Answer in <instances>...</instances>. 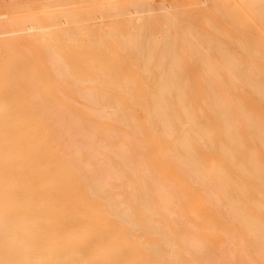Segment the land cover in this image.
<instances>
[{
    "label": "bare ground",
    "instance_id": "6f19581e",
    "mask_svg": "<svg viewBox=\"0 0 264 264\" xmlns=\"http://www.w3.org/2000/svg\"><path fill=\"white\" fill-rule=\"evenodd\" d=\"M58 1L0 0V264H264V0Z\"/></svg>",
    "mask_w": 264,
    "mask_h": 264
},
{
    "label": "rangeland",
    "instance_id": "374dc122",
    "mask_svg": "<svg viewBox=\"0 0 264 264\" xmlns=\"http://www.w3.org/2000/svg\"><path fill=\"white\" fill-rule=\"evenodd\" d=\"M76 0H59L58 1V6L60 5V4H64V6H61L62 8H64V9H67V7H69V9H83L84 7L85 8H87V7H91V6H97V5H100V2L102 1L103 3H101V4H107L108 2H110L111 1V3L110 4H117V3H121L122 1L123 2H127V1H130V0H122V1H112V0H97L96 2H94V3H98L97 5L96 4H94V3H92V2H90L89 0V5L87 4L88 2L86 1V2H84V3H82L80 0H77L78 2L80 1V4L78 3V4H74V2H75ZM104 1H105V3H104ZM108 1V2H107ZM154 1V2H153ZM72 2H73V5H72ZM107 2V3H106ZM122 2V3H123ZM148 2H151L150 0H148ZM152 2L154 3L153 4V7L155 6V2H157V0L155 1V0H152ZM199 2V1H198ZM92 3V4H91ZM34 4V3H33ZM32 4V8H31V4L29 5L30 7V10L32 9H34V12L36 13L37 12V10H35L36 9V7L38 6L37 5V3L36 4H34L33 5ZM68 4V5H67ZM83 4H85L84 6H83ZM91 4V5H90ZM152 4V3H151ZM35 5H37V6H35ZM79 5V6H78ZM198 5H200V4H198ZM203 5V4H202ZM196 6V5H192L191 6V8H189V6H186L184 9H190V10H196V11H198V10H200V9H203V6H204V8L206 7V5H203V6ZM244 5H245V3H244ZM33 6H35V7H33ZM75 6H76V8H75ZM82 6V7H81ZM243 6V5H242ZM71 7V8H70ZM78 7V8H77ZM195 7V8H194ZM197 7V8H196ZM60 10H61V8H59ZM58 9V10H59ZM28 13V12H27ZM0 15H1V13H0ZM260 15H264V12H262V13H260ZM1 18H3L2 16H0V19ZM111 20V19H110ZM114 20V19H113ZM116 20V19H115ZM135 20V19H134ZM133 20V21H134ZM112 21V20H111ZM96 22L97 23H99V22H101L100 20H96ZM113 22V21H112ZM134 22H136V20L134 21ZM223 22H225V21H221V24H223ZM220 23V22H219ZM218 23V24H219ZM257 24H263L264 23V21H257L256 22ZM199 25H201L202 24V22H199L198 23ZM193 25V27H195V28H199L198 26H196L195 24H192ZM187 26H189V25H187L186 23L185 24H179V26H178V30L179 29H186L187 28ZM152 28H159V27H147V29H148V31H146L145 30V32H148V33H151L152 32ZM199 29H202V28H199ZM144 32V33H145ZM145 37V36H144ZM47 74H48V76H49V78H50V80H53V77H54V73H53V71H51V69H47ZM88 86L87 85H84L83 87H82V89L84 88H87ZM58 97L60 98V99H62V98H64V96H63V94H62V87H60V90H59V92H58ZM75 116L76 117H78L77 116V112H80L81 111V109H79V107H76V109H75ZM134 117L137 119V120H141L142 119V114H141V111L138 109V108H135L134 109ZM223 241V235L222 234H217V235H215V236H213L212 237V242L215 244V245H218V244H220L221 242ZM204 249V248H203ZM209 249V250H208ZM205 250V253L203 254V255H206L207 256V254L209 253V252H211L210 253V255H211V257L209 258V256L206 258V256L204 257V258H202L203 257V255L201 254L202 252H203V250H201V256L199 255V252L197 253V252H194V253H196V254H191L192 256H195L196 258V260H197V262H199L200 264L202 263V262H204L203 260H205V258H206V260H205V262H207V264H210L212 261V263L211 264H214L216 261V263L215 264H218V260H219V255H215L216 253L218 254V251H217V248H216V246L215 247H212V248H206V249H204ZM207 250H208V253H207ZM216 252V253H215ZM190 253H192V252H190ZM207 253V254H206ZM209 255V254H208ZM215 256V258L213 259V257ZM198 256V257H197ZM201 258H200V257ZM218 257V258H217ZM209 258V259H208ZM217 258V259H216ZM208 260V261H207ZM205 262L204 263H202V264H205Z\"/></svg>",
    "mask_w": 264,
    "mask_h": 264
}]
</instances>
